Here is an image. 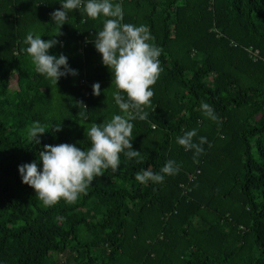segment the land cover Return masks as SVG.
I'll list each match as a JSON object with an SVG mask.
<instances>
[{
    "label": "trees",
    "instance_id": "16d2710c",
    "mask_svg": "<svg viewBox=\"0 0 264 264\" xmlns=\"http://www.w3.org/2000/svg\"><path fill=\"white\" fill-rule=\"evenodd\" d=\"M62 2L0 0V264H264V0H112L123 23L146 25L162 49L152 108L131 121L143 162L121 154L120 170L75 204L45 207L19 167L42 170L44 145L86 150L92 123L124 115L94 44L104 18L74 10L59 28L52 13ZM29 32L59 40L49 54L65 55L78 75L53 85L37 73ZM34 122L46 130L39 144L27 135ZM190 130L207 140L198 162L177 143ZM168 160L179 172L163 183L135 179Z\"/></svg>",
    "mask_w": 264,
    "mask_h": 264
},
{
    "label": "clouds",
    "instance_id": "9594fccd",
    "mask_svg": "<svg viewBox=\"0 0 264 264\" xmlns=\"http://www.w3.org/2000/svg\"><path fill=\"white\" fill-rule=\"evenodd\" d=\"M81 9L92 20L104 18L103 28L97 33L94 44L102 56L103 65L113 74L112 84L117 89L113 96L124 115H114L110 121L92 123L85 133L91 144L86 150L71 143L44 145V150L39 152L42 170L37 162L19 167L22 182L35 190V197L45 207L56 206L61 201L68 205L75 204L81 195L88 194L93 182L97 177L104 176L106 170L111 169L113 173L120 170L121 154L128 159L139 158L138 162H143L141 152L133 149L134 124L131 121L147 119L145 109L152 108V89L163 71L159 59L162 49L150 43L154 37L149 28L123 23L120 3H113L112 0H63L61 9L52 13V20L61 28L67 23L70 11ZM59 35L60 31L56 36ZM24 43L28 45L25 51L36 72L53 85H57L61 77L78 75L76 70L70 68L65 55L57 57L49 54L60 44L59 40L50 38L45 41L29 32ZM93 93L96 96L101 94L99 83L93 85ZM80 105L87 110L82 102ZM201 109L209 119H218L213 108L204 101H201ZM79 116L87 119L84 112H79ZM55 131H62V127H55ZM45 132V126L34 122L28 129V139L39 144L38 137ZM195 137L197 131L190 130L177 137V143L186 151L193 150L194 162H198L196 157L203 153L202 145L207 140L200 137L197 143ZM178 172L176 162L168 160L159 173L149 167L138 172L135 179L141 184L163 183L165 176Z\"/></svg>",
    "mask_w": 264,
    "mask_h": 264
},
{
    "label": "rangeland",
    "instance_id": "374dc122",
    "mask_svg": "<svg viewBox=\"0 0 264 264\" xmlns=\"http://www.w3.org/2000/svg\"><path fill=\"white\" fill-rule=\"evenodd\" d=\"M93 253H94L95 255H100V252H99L98 250H96V249L93 250ZM81 258H82V255H78V257H77V261H80ZM57 259H58V261H60V262H64V259H65V258H64L63 256H59Z\"/></svg>",
    "mask_w": 264,
    "mask_h": 264
},
{
    "label": "built area",
    "instance_id": "2783aa9c",
    "mask_svg": "<svg viewBox=\"0 0 264 264\" xmlns=\"http://www.w3.org/2000/svg\"><path fill=\"white\" fill-rule=\"evenodd\" d=\"M256 55H258V52H256L255 55H254L255 56L254 57L255 60H257ZM79 82H80V85H84L85 80L83 78H81V81H79Z\"/></svg>",
    "mask_w": 264,
    "mask_h": 264
}]
</instances>
